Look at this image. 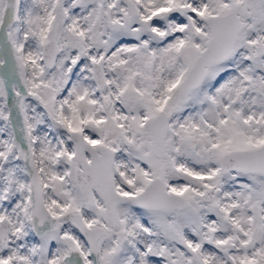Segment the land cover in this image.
<instances>
[{
	"label": "snow or ice",
	"instance_id": "snow-or-ice-1",
	"mask_svg": "<svg viewBox=\"0 0 264 264\" xmlns=\"http://www.w3.org/2000/svg\"><path fill=\"white\" fill-rule=\"evenodd\" d=\"M0 264H264V0H0Z\"/></svg>",
	"mask_w": 264,
	"mask_h": 264
}]
</instances>
